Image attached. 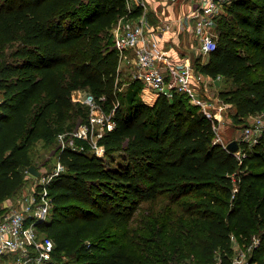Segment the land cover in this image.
I'll use <instances>...</instances> for the list:
<instances>
[{"label":"trees","instance_id":"trees-1","mask_svg":"<svg viewBox=\"0 0 264 264\" xmlns=\"http://www.w3.org/2000/svg\"><path fill=\"white\" fill-rule=\"evenodd\" d=\"M141 12L130 13L126 0H0V56L8 50L0 61V205L23 187L32 146L57 139L52 115L64 119L88 92L106 98L115 127L99 141L104 157L89 148L59 154L66 170L51 182V217L39 224L56 264H180L190 250L194 264H231L232 237L243 249L258 237L247 264H264V132L252 147L236 141L239 159L215 143L218 121L187 94L149 105L142 81L125 87L112 29ZM218 25L217 49L193 67L232 81L220 99L246 126L264 112V0L235 1ZM78 106L88 122L89 107ZM162 198L170 205L157 212Z\"/></svg>","mask_w":264,"mask_h":264},{"label":"built area","instance_id":"built-area-1","mask_svg":"<svg viewBox=\"0 0 264 264\" xmlns=\"http://www.w3.org/2000/svg\"><path fill=\"white\" fill-rule=\"evenodd\" d=\"M179 1L181 0H126L130 13L138 8L142 12L136 17L121 18L113 27L114 48L119 52L121 65L124 61L133 64L130 55L135 60L136 70L132 79L144 83V98H147L148 92L169 99H172L177 92L184 93L189 96L191 103L198 106L210 120L213 122L217 120L220 123L221 110H219L220 106L218 108L216 106L221 99L209 96L204 86H207V78L209 81L216 82L222 80V76L213 79L197 73L190 61L176 62L175 55L163 46L166 33L175 31V25L163 17L159 8L164 2ZM185 1L191 6L188 18L194 21L192 30L199 41L200 51L203 56L209 58L210 54L217 49L216 21L225 13L226 7L237 0ZM152 6L159 20V24L153 29L149 20ZM182 24L180 31L187 28L184 23ZM79 98L89 107L90 117L88 122L77 131L59 135L62 141L61 152L65 149L85 152L89 148L98 157H104L106 150L99 141L107 131L114 129V111L112 113L104 111L105 97L97 100L94 95L86 92ZM117 107L118 104L115 108ZM248 121V124L243 126L238 141L252 147L264 132V112L250 117ZM214 129L215 143H222L218 136L219 124H214ZM237 156L239 159L245 157L241 151L237 152ZM65 170V165L59 159L56 169L50 174L39 175L34 189L28 190L17 201L14 208L4 212L7 205H0V264H56L53 261L55 243L39 230V224L50 220L53 205L49 186L54 178ZM232 239L234 242V237ZM259 242V239L255 238L249 248L242 249L232 259L231 264H247V252L250 253L253 246L258 245ZM214 264H222L221 259Z\"/></svg>","mask_w":264,"mask_h":264},{"label":"rangeland","instance_id":"rangeland-1","mask_svg":"<svg viewBox=\"0 0 264 264\" xmlns=\"http://www.w3.org/2000/svg\"><path fill=\"white\" fill-rule=\"evenodd\" d=\"M13 4H19L22 2V0H12ZM87 3L89 4V0H87ZM219 25L216 26V32L219 35ZM111 33V31H110ZM196 39L192 38V40H189L187 42V47L189 50V53H186L188 56H190V60L192 65L194 66V62L197 58H201L202 61H207L208 57L203 56L200 51L199 41H195ZM191 44H193L191 48ZM8 50H5V53H2L0 56V61H5L8 58V55L6 54ZM132 57V56H131ZM135 60L132 57V63L129 64L127 62L122 63V80L125 83V87L127 86V81L132 80V75L136 70L135 66ZM210 83V82H209ZM209 86L212 88V97L215 99L220 98V93L222 90H231L235 89L236 86L232 84V81L230 80H220L216 82H212L209 84ZM143 97V92H142ZM4 95L2 91L0 92V103L3 101ZM144 101H147V98H144ZM45 101V97L43 99L38 100L33 105L32 114H37L38 110L40 109L41 104ZM83 100L77 99L74 102V106L71 110H69L66 114V117L64 119L60 118L58 115H52L51 117V124L53 127L58 129V136L57 139L49 145H46L43 140H40L36 142L31 150L30 155L32 158V164L29 167H25L22 169L23 175L25 178V182L23 187L19 190V192L12 198L6 200L2 206L7 205V209L4 212H7L8 210L14 208L16 206L17 201L28 192V190H33L34 185L38 182V178L41 175H47L52 173L57 166L58 160H59V154L62 150V141L59 138L60 134L64 133H73L80 129L85 121L83 116L79 113V106L82 105ZM148 104V103H147ZM151 105V104H149ZM220 106L219 112L222 116V121L219 123V129H218V136L221 138V142L228 145L233 141H238L241 137L243 126H238L233 123L232 121V115L235 113L234 107L230 106L229 104L225 103L222 99L221 102H217V108ZM30 167H34L40 172V176H35L33 173L29 171ZM170 205V202L167 198H162L159 202H156L152 205V207L158 212L163 211L167 206ZM149 207V206H148ZM150 208V207H149ZM115 234L114 231H111L107 234V236H113ZM258 238V237H254ZM153 239L152 236H148L144 238L145 243H151V240ZM154 240V239H153ZM234 249H235V256H237L242 251V246L239 244L237 239L234 241ZM248 251V250H247ZM187 254V258L182 261L180 264H194L195 261V252L193 250H190ZM249 257V252H247ZM12 260L14 259L12 256L10 257ZM65 261H68L67 257H64ZM217 259L215 262L211 263L214 264L218 261Z\"/></svg>","mask_w":264,"mask_h":264},{"label":"crops","instance_id":"crops-1","mask_svg":"<svg viewBox=\"0 0 264 264\" xmlns=\"http://www.w3.org/2000/svg\"><path fill=\"white\" fill-rule=\"evenodd\" d=\"M152 9L153 6L150 7L151 12L149 15V20L151 28L153 29L157 26V24H159V20L156 17L154 10ZM190 10V4L185 0H181L177 3L164 2L159 8V11L161 12V14H163V17L175 25V31L166 33L163 40V46L166 49H169V51H171V53L175 55L176 62H182L185 60L191 62L190 56L186 54L189 53L190 48L188 50L186 44L189 40H192V38L196 39L195 41L198 40L192 30V23L194 21L192 22V20L190 21L188 18ZM182 23H184L187 27L184 31H180V28L183 25ZM192 46L193 44H191V48ZM130 58L132 59L131 55ZM209 82L212 83L213 81H209L207 78V86H204V89L208 92V95L212 97V88L209 86ZM158 98L159 97L157 95L148 92L146 103L154 105Z\"/></svg>","mask_w":264,"mask_h":264},{"label":"water","instance_id":"water-1","mask_svg":"<svg viewBox=\"0 0 264 264\" xmlns=\"http://www.w3.org/2000/svg\"><path fill=\"white\" fill-rule=\"evenodd\" d=\"M227 148L231 151V152H237L239 149V145L236 141L231 142L230 144H228ZM29 171L31 173H33L35 176H39L40 172L35 169L34 167H30Z\"/></svg>","mask_w":264,"mask_h":264}]
</instances>
